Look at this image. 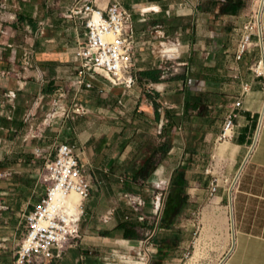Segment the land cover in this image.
Instances as JSON below:
<instances>
[{"label":"crops","instance_id":"0c3cea01","mask_svg":"<svg viewBox=\"0 0 264 264\" xmlns=\"http://www.w3.org/2000/svg\"><path fill=\"white\" fill-rule=\"evenodd\" d=\"M112 1L97 0L95 7L107 10ZM118 1L132 14L137 40L134 83L129 89L112 86L103 74L91 79L92 87L77 84L75 53L79 43L87 40L88 29L81 16L72 14L76 0H0V166L13 173L0 180V264H17L16 251L26 232L27 216L45 197L39 201L40 187L46 186L42 178L45 167L41 171L38 163L40 158L47 163L56 142L65 137L59 129L45 140L33 139L26 133L43 121L55 101H63L62 95L68 102L88 105L89 114L108 123L104 127L108 133L95 132L94 136L104 135L92 146L90 134L84 141L86 145H81L94 191L86 201L78 243L53 264H112L111 248L139 241L124 237V224H132L135 232L151 230L154 235L164 230H157L161 213L156 214L155 208L145 210L148 206L144 205L137 214L111 207L108 200L114 191L112 181L120 191L147 182L132 181L129 176V168L135 164L134 154L146 152L148 142L168 143L171 149L164 158L157 159L158 168L180 145L186 148L180 131L187 117L203 123L210 122L218 112L226 117L244 83H249L250 89L242 96L232 139L239 152L244 153L243 169L230 217L227 214L223 219L229 246L217 264H264V80L250 69L261 53L252 49L242 61H235L246 19L239 14L219 15L221 5L215 7L212 0ZM235 18L239 21L235 22ZM233 22L237 28L232 27ZM261 24L264 37V9ZM175 33L181 36L185 48L183 60L176 63L175 73L182 74L165 78L167 72L159 68L157 49L164 43L162 39ZM152 73L158 81L152 79ZM147 94L160 105L156 113ZM172 97L180 99V105L172 101L164 104L165 98ZM117 113H126L122 117L128 122H134L139 115L155 123L156 136H147L143 129L142 139L133 141L129 137L131 131L128 140L116 144L113 139ZM175 117L178 121H174ZM97 121L95 118L94 126ZM214 136V131L207 128L205 140ZM39 142L45 145L44 157L36 153ZM113 150H118L119 155L110 156ZM156 170L153 174L157 175ZM135 195L143 199L138 192ZM211 211L207 210V216ZM109 215L110 220L105 222ZM139 215L144 216L142 221L138 220ZM219 230H225L222 223ZM202 235L205 239L212 237L209 229Z\"/></svg>","mask_w":264,"mask_h":264},{"label":"built area","instance_id":"2783aa9c","mask_svg":"<svg viewBox=\"0 0 264 264\" xmlns=\"http://www.w3.org/2000/svg\"><path fill=\"white\" fill-rule=\"evenodd\" d=\"M97 0H76L72 10L74 16H81L88 29L87 40L80 42L75 53L78 64L77 84L81 87H92L91 79L98 74L105 75L114 87L129 89L134 83L133 67L136 55L137 40L133 31L132 14L118 0H113L107 10L95 7ZM100 16L97 21V16ZM244 31L235 53V61L243 60L245 54L258 49L261 57L250 66L256 77L264 80V37L257 31L255 20H250L243 27ZM172 40L161 44L159 51L160 70L168 69L170 62L180 57L183 48L179 35L173 34ZM111 38V39H110ZM164 47H172L164 52ZM250 89L249 83L242 86L241 95L234 108L225 117L219 140L232 141L236 119L242 107V96ZM65 95H62L63 98ZM58 110L48 114L45 124L52 125L59 116L70 117L72 114H86L84 105L74 102L71 108L56 102ZM74 107V108H73ZM62 114V115H61ZM82 154L76 145L68 142L59 145V156L47 159L43 183L47 185V194L41 203L27 216V228L16 251L17 264H53L62 258L69 247L75 246L80 239V224L84 214V203L90 197L91 179L86 164L82 163ZM1 177L12 176L10 171L0 173ZM75 191L81 197V210L77 215H70L66 199ZM60 194L58 197L57 195ZM59 198V199H58ZM130 209L140 214L145 205L144 200L136 195H129ZM159 200L155 213H161ZM111 215V214H110ZM110 215L104 219L110 220ZM126 219H128L126 217ZM143 215L138 216L142 221ZM136 232L143 234L142 229ZM145 234V233H144ZM149 235L139 238L137 244L126 247L116 246L110 249L112 264H153L158 253V246Z\"/></svg>","mask_w":264,"mask_h":264},{"label":"rangeland","instance_id":"374dc122","mask_svg":"<svg viewBox=\"0 0 264 264\" xmlns=\"http://www.w3.org/2000/svg\"><path fill=\"white\" fill-rule=\"evenodd\" d=\"M254 1L255 0H245L246 7L239 14L240 17L246 19V23L250 20H255L257 2H255V7L253 8ZM234 20L235 22L239 21L238 18H235ZM235 22L232 23L233 28H237ZM179 38L183 46L180 52V57L175 62L169 63L168 69L164 71L167 72L165 78H168L173 74L176 76L182 74L175 73L178 72L176 71V63L183 60L185 56L184 43L181 36ZM172 39L173 36L170 35L162 39V41L166 42L167 40ZM161 49L162 46L159 44L157 55H159L158 53ZM62 99L64 102H61V99H59V104L62 106L71 108L74 104V102L66 101L65 97ZM165 99V105L169 104L170 101L178 103V105L181 103L180 99L177 101L174 97ZM78 103L83 105L81 102ZM115 104L121 106L117 102ZM202 104L201 112L204 113L205 103ZM87 106L88 105L85 106L87 110L86 114H72L67 118L59 116L53 121L52 125L48 126L44 123L46 117L48 114L54 113L58 110L55 101L43 121L36 127H31L26 135L33 139L45 140L50 135H56V131L60 130L59 133L65 134V137L56 142L55 150L52 153V159H56L59 156V145L68 142L72 145H76L80 149L82 154L81 158L83 160L82 163L85 164L86 155L84 150L81 149L82 143L86 145L84 141L89 138L90 134H92V138H90L91 146L94 143L99 142L102 138L101 135L104 134H97L94 136V133H102L104 130H107V128L104 127L108 126V123L99 122V119H101L100 116L98 117L95 115L94 117L93 113L89 114L90 112ZM131 110L129 112H131ZM177 110H179V108ZM125 114L126 113H117V123L115 124L117 130L115 131L113 139L116 144L128 140L127 136L130 135L131 131L132 134L129 137H131L133 141H140L142 139V137L140 138V135L143 133V129L147 130V136H156L157 126L155 123H149L144 120L143 116L139 115H136L134 122H128L122 117ZM192 114H194V116L196 115V113ZM95 118L96 120L98 119L96 126H94L93 123ZM224 121L225 116H223L221 112L216 113L215 117H213L208 123H203V121L197 122L196 119L193 120L191 117H187L185 126H183L180 131L183 138L182 142L185 141L187 144L186 148H182L180 145L179 150L175 149L171 155L168 156L166 162L156 168V171H159L157 175L153 174L147 182H144L143 184L139 183L137 186H134V188L131 189L130 187L124 191H120V189L117 188L118 185L116 182L112 181L114 191L111 192V197L108 200L111 207L114 206L116 209L120 208L121 210H131L128 201L129 195H135L138 192L143 197L145 206H148L145 210H148L149 208L154 209L159 200L160 204L158 210H161L162 212L163 200L168 190L170 181L168 178L170 174H172L173 170L179 167L185 169L186 177L189 181L188 193L190 194L188 209L173 221L172 226L168 230H160L159 233L151 237L154 244L166 249L168 253L165 259L160 260L155 257L153 264H217L219 260L224 257L229 242L226 231L227 224L224 223L225 220L223 219H226L227 214L230 217L229 213L231 212V209H233L230 205V196L231 194L233 196V205L239 181L237 175L240 172L244 160V153L239 152L238 147L234 145L233 141L224 142L219 140ZM209 127L214 131L215 136L206 141L205 135L207 128ZM180 139L181 138L177 139L178 143H181ZM36 144L39 146V150L36 152L38 157H44L42 156V154H44L42 147L45 145L40 142ZM90 152L92 154L93 151ZM144 152L145 151L142 150L134 154L133 161L135 164L139 163ZM126 154H128L129 157L131 156V152ZM117 155H119L118 150L110 152V156L112 157ZM88 157L92 158L90 154H88ZM42 160L43 159L40 158V163H38V165H40L39 168L41 171H43L45 167V170L42 172L44 175L47 173L45 165L46 161L44 162ZM5 171H10V173H12L11 170L2 169L0 166V173H4ZM12 176L1 177L0 174V180ZM236 178L238 180H236ZM92 184L93 182L91 181V186ZM45 186L46 188L40 187L39 201H41L43 195L47 194V185ZM92 190L94 191V189L91 188L90 196ZM86 207L87 204L85 202L83 209L87 210ZM207 210H212L211 214L208 216L206 214ZM221 223L225 227L224 231L219 230V224ZM230 224L232 223L229 220V229H231ZM206 229H209L210 235L212 236L210 239H205L202 235L205 234ZM144 233L149 235L152 232L151 230L143 231L142 235L139 234V238H143L145 235Z\"/></svg>","mask_w":264,"mask_h":264},{"label":"trees","instance_id":"16d2710c","mask_svg":"<svg viewBox=\"0 0 264 264\" xmlns=\"http://www.w3.org/2000/svg\"><path fill=\"white\" fill-rule=\"evenodd\" d=\"M213 5L215 7L221 5L219 15H238L246 7L243 0H225V2L214 0ZM151 77L154 81H158V76H154L153 73ZM146 97L152 103L156 113L160 105L152 99V96L147 94ZM187 107H191V105ZM155 117H158L157 114H155ZM177 118L178 117H175L174 121H178ZM147 145V151L144 152L142 162L130 168L129 176L132 181H136L137 179L143 181L149 180L156 169L157 159L164 158L171 149V146L166 142H159L158 145H154L153 142H148ZM189 200L190 195L188 193L186 172L184 168L179 167L172 172L168 190L163 200L162 212L159 217L157 230H168L172 226L173 221L188 209ZM133 227L132 224L123 225L125 238H139ZM167 254V250L158 245V259H165Z\"/></svg>","mask_w":264,"mask_h":264},{"label":"bare ground","instance_id":"6f19581e","mask_svg":"<svg viewBox=\"0 0 264 264\" xmlns=\"http://www.w3.org/2000/svg\"><path fill=\"white\" fill-rule=\"evenodd\" d=\"M256 2H257V12H256V16H255V22H256V27L258 25L257 31L260 34H262L261 19H262V12H263V9H264V0H257ZM99 18H100V16L98 15L97 16V21L99 20ZM171 49H172V47H164L163 51L164 52H169ZM239 175H240V172L237 175V178L239 177ZM237 178H236V180H238ZM59 195L60 194H58L57 197ZM66 201H67L68 210H70L69 212H70L71 216L77 215L78 213H80L79 210H81V209L79 208V206L81 205V201L82 200H81V197H80V195L78 193H76L75 191L71 192V194L68 196ZM232 201H233V196L231 194V196H230V205L233 208Z\"/></svg>","mask_w":264,"mask_h":264},{"label":"water","instance_id":"95a60500","mask_svg":"<svg viewBox=\"0 0 264 264\" xmlns=\"http://www.w3.org/2000/svg\"><path fill=\"white\" fill-rule=\"evenodd\" d=\"M245 164V163H244ZM242 169H243V166L241 167V171H242Z\"/></svg>","mask_w":264,"mask_h":264}]
</instances>
